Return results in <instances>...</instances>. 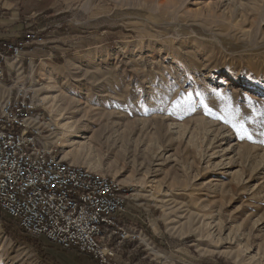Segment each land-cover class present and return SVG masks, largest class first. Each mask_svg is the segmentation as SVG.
Returning <instances> with one entry per match:
<instances>
[{
	"label": "rangeland",
	"instance_id": "obj_1",
	"mask_svg": "<svg viewBox=\"0 0 264 264\" xmlns=\"http://www.w3.org/2000/svg\"><path fill=\"white\" fill-rule=\"evenodd\" d=\"M6 1L60 155L132 188L155 259L264 264V0ZM0 264L95 262L0 213Z\"/></svg>",
	"mask_w": 264,
	"mask_h": 264
},
{
	"label": "built area",
	"instance_id": "obj_2",
	"mask_svg": "<svg viewBox=\"0 0 264 264\" xmlns=\"http://www.w3.org/2000/svg\"><path fill=\"white\" fill-rule=\"evenodd\" d=\"M39 40L33 29L0 39V212L32 239L121 264L127 244L147 247L146 218L128 208L131 187L60 155L59 127L22 79Z\"/></svg>",
	"mask_w": 264,
	"mask_h": 264
},
{
	"label": "crops",
	"instance_id": "obj_3",
	"mask_svg": "<svg viewBox=\"0 0 264 264\" xmlns=\"http://www.w3.org/2000/svg\"><path fill=\"white\" fill-rule=\"evenodd\" d=\"M6 11H10L9 15L4 14ZM16 15L11 9L10 3L6 0H0V39H15L23 34L24 27L19 23L16 24ZM137 216H140L139 214ZM148 227H146V234H149ZM152 233V232H151ZM150 235V234H149ZM147 247L143 244L132 245L127 244L120 254L119 258L124 264H175V262H169V256L161 254L158 260L155 259L157 250L151 244L150 236H148ZM160 254V253H159ZM175 261L177 259H174ZM168 261V262H167ZM178 261V260H177Z\"/></svg>",
	"mask_w": 264,
	"mask_h": 264
},
{
	"label": "trees",
	"instance_id": "obj_4",
	"mask_svg": "<svg viewBox=\"0 0 264 264\" xmlns=\"http://www.w3.org/2000/svg\"><path fill=\"white\" fill-rule=\"evenodd\" d=\"M1 213V212H0ZM3 216H4V220H6V219H9L7 216H5L3 213H1ZM19 231H21V233H22V235H26L21 229H19ZM28 240H30L29 238H28ZM31 241V240H30ZM31 242H35V241H31ZM32 244H34V245H36L35 243H32ZM81 254H83V253H81ZM83 255H86V254H83ZM220 263H222L221 261H220Z\"/></svg>",
	"mask_w": 264,
	"mask_h": 264
},
{
	"label": "snow or ice",
	"instance_id": "obj_5",
	"mask_svg": "<svg viewBox=\"0 0 264 264\" xmlns=\"http://www.w3.org/2000/svg\"><path fill=\"white\" fill-rule=\"evenodd\" d=\"M241 129H243V126L241 125ZM243 136H246L247 138H251L246 131L243 132Z\"/></svg>",
	"mask_w": 264,
	"mask_h": 264
},
{
	"label": "bare ground",
	"instance_id": "obj_6",
	"mask_svg": "<svg viewBox=\"0 0 264 264\" xmlns=\"http://www.w3.org/2000/svg\"><path fill=\"white\" fill-rule=\"evenodd\" d=\"M45 97V96H44ZM42 101V100H41ZM58 139V138H57ZM63 146V145H62Z\"/></svg>",
	"mask_w": 264,
	"mask_h": 264
}]
</instances>
